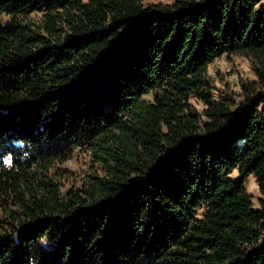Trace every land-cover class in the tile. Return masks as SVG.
Wrapping results in <instances>:
<instances>
[{
    "label": "trees",
    "instance_id": "1",
    "mask_svg": "<svg viewBox=\"0 0 264 264\" xmlns=\"http://www.w3.org/2000/svg\"><path fill=\"white\" fill-rule=\"evenodd\" d=\"M0 264H264V0H0Z\"/></svg>",
    "mask_w": 264,
    "mask_h": 264
},
{
    "label": "rangeland",
    "instance_id": "2",
    "mask_svg": "<svg viewBox=\"0 0 264 264\" xmlns=\"http://www.w3.org/2000/svg\"><path fill=\"white\" fill-rule=\"evenodd\" d=\"M146 3H172L173 0H145ZM209 76L214 81V84L219 91H239V87L236 83V77L240 80H254L255 74L251 69L249 60L241 57H226L217 60L210 66ZM193 104L201 112L204 106L193 100ZM91 166V160L84 150H77L73 154L72 159L62 166V169L68 170L75 176L83 178L89 171ZM231 178L235 181L239 180V173L235 171ZM68 185L67 187H69ZM245 188L252 196L255 208H258V200L261 198L257 182L253 176H249L245 182Z\"/></svg>",
    "mask_w": 264,
    "mask_h": 264
},
{
    "label": "built area",
    "instance_id": "3",
    "mask_svg": "<svg viewBox=\"0 0 264 264\" xmlns=\"http://www.w3.org/2000/svg\"><path fill=\"white\" fill-rule=\"evenodd\" d=\"M235 79H236V83H237V85L239 87V79H238V77H236Z\"/></svg>",
    "mask_w": 264,
    "mask_h": 264
}]
</instances>
